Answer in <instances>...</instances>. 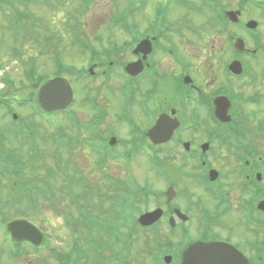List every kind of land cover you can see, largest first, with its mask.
I'll list each match as a JSON object with an SVG mask.
<instances>
[{
	"label": "flooded vegetation",
	"instance_id": "obj_1",
	"mask_svg": "<svg viewBox=\"0 0 264 264\" xmlns=\"http://www.w3.org/2000/svg\"><path fill=\"white\" fill-rule=\"evenodd\" d=\"M221 4L224 9H228ZM244 4L245 0H241V4L231 10H241ZM258 6L263 8L264 2L258 3ZM241 13L240 23L233 25L231 40L242 37L247 47L249 39L255 44L252 53L238 54L233 60L240 61L248 55L243 61V73L239 75L228 72L226 65L224 71L221 69L220 76L219 72L210 69L211 64L208 62L206 72L198 70L199 76L206 73L205 80L201 81L202 78L197 79L188 70L192 66L184 62L185 56H180L176 47L165 52L169 64L162 68L163 63L155 59L156 47L160 48L159 35L152 43L151 52L147 44L135 50L139 41L132 44L128 51L125 66L142 61L144 70L136 77L125 74L121 89L124 104L116 115V121L126 128L118 134L115 127L109 124V133L111 137H117L127 150L144 156L149 154L151 168L167 183L166 190L173 188L175 191L170 200L166 196L168 190L162 191L156 197V207L143 206L144 211L141 213L162 210L159 220L153 226L144 228L161 233L165 241L163 246L172 247L168 254L172 260L167 264H183L185 250L197 241L230 243L242 250L251 264H259L255 257L259 253L258 242H261L260 215L264 216V208L260 207V202L264 200V178L259 169L261 161L264 165V146L260 143L264 139V121H259L257 115L252 116L255 118L252 132L256 135L248 139L244 134L245 115L238 102L244 96L264 101V16L253 19L247 17L245 12ZM166 18L167 14L160 24ZM253 20L258 25L251 31L246 26ZM225 38L221 52L229 51ZM255 64L261 69L256 68ZM259 82L262 83L259 87L261 92H256ZM243 88L250 92H244ZM195 98L205 105L204 115H196L190 108ZM218 98L229 99L228 116L217 114L215 102ZM222 107L223 102L220 103V110ZM135 108L140 110L141 117L133 113ZM253 108L261 110L260 105ZM262 109L264 113V107ZM165 114L169 119L164 126L170 128L177 122L178 128L168 139L161 134L150 137V131ZM124 132L128 133V138L121 137ZM222 150L227 152L230 160L223 162L219 168L215 159ZM167 169H171L172 174ZM241 211L245 212V222L241 216L237 220L226 221L230 212L237 214ZM200 213L204 225L199 222L194 225L198 218L196 215ZM223 228L228 231V236L223 237L215 232ZM193 229L201 231L198 237L192 235ZM164 232L175 238L171 240L169 235L163 237Z\"/></svg>",
	"mask_w": 264,
	"mask_h": 264
},
{
	"label": "rangeland",
	"instance_id": "obj_2",
	"mask_svg": "<svg viewBox=\"0 0 264 264\" xmlns=\"http://www.w3.org/2000/svg\"><path fill=\"white\" fill-rule=\"evenodd\" d=\"M77 1L78 0H62V4H64L60 5L58 10L55 11L56 14L54 15L57 18L54 20L49 19L52 12H49V10L45 7V3L41 2L38 5H31V8L34 14L38 17H45L43 19L39 17L38 21L42 24L43 20L49 25V31H47V33H53L55 29L61 31L66 27L68 33L63 32L64 30L61 31L65 38L63 45L60 46V55L63 57L62 60L70 67L74 66L77 70H82L89 67L88 64L90 63V56L86 52H83L86 51L85 49L82 48L81 50L77 44L74 43L73 37L75 34L78 38L88 39L89 41L86 40L87 43L92 41L95 44L96 41L97 47L102 50L111 48V44H115V46L125 45L130 41L132 35H128L122 29H109L111 16L115 13L125 11L127 6H129V0H96L88 7V11L85 12L82 18L77 15ZM141 1L142 0H138L139 3ZM157 1L158 0H145L144 3L139 4L141 9L135 14V18H133L136 23L141 24V27H139V31L137 32L138 34L144 33L146 31L144 28H148V25H152L154 29L149 30V36L157 37V35H159L160 48L156 47L157 53L155 54V59L163 63L162 68L166 67V64H169L167 63V56L165 55V52L169 48L175 50L174 47H176L179 55L185 56L183 59L184 62L190 63L192 66L188 70L197 79L202 78L201 81L205 80L206 73L203 76H199L198 70L202 69L206 72V64L208 62L211 64L210 69L213 72H219L220 76H222L221 73L224 71L225 63L230 60L231 55L229 51L221 52L220 49L225 44V35L222 34L223 30L220 25H213L212 20L209 17L210 13L207 14L208 11H206V14H204L203 11H199L198 9H196L195 13L189 8L180 7L175 3L171 4L167 0ZM190 1L198 4V8H201L202 4H200V0ZM245 1L246 4L243 6L249 16L259 17L260 14H262L260 10L256 9L253 4L254 2L252 1L261 3L264 2V0ZM213 2L218 3V5L223 3L228 9H236L241 4V0H213ZM159 5H166L169 8L167 18L163 24H160V19H154L153 7ZM4 13L5 12L3 11L0 12V99L5 98V96H8L9 94H14L18 96V98H25L28 95V90L26 88L24 89L22 86L28 84L24 78L25 76L22 69L20 68L19 61L17 63L13 58L12 48L15 49L16 46L19 47L22 50V55L24 57V60L21 58L22 62L26 61L29 63L34 61L37 69H40L39 73L48 76H52L57 70V68L55 69V59L50 58L49 56V54H53V49L51 46H47V42H39L33 38H30L26 43L21 42V40H14L11 36L9 24L5 22V17H3ZM53 23L56 24L53 26ZM72 28H78V30H72ZM100 41L102 42L101 46L99 45ZM56 43L57 42L53 43V45ZM162 43L163 46L161 47ZM127 55L128 48L124 49L119 56H116L114 59H119V61L124 62L128 58ZM255 66L256 68L259 67L261 69L258 64H255ZM115 71L116 73H120L118 69ZM112 74L115 73L113 72L110 75ZM6 76L14 80L16 82V86L10 85L5 80ZM63 76L71 81L73 88L75 89L78 103L72 108L76 111L75 113L79 119L87 121L94 117L95 112L88 104L85 103L87 97H92L95 98V101L99 105L103 106L108 112L109 117L106 120V123L114 126L118 134L121 130L122 132L125 130L126 127L122 124H118L116 121V115L120 113L124 104V98L121 92V89L124 86L122 79H125L123 76L119 77L115 75L110 80L105 76L103 77L100 72H98L93 79L85 78L83 80H79L67 74ZM254 84L255 83H253L251 87H253ZM260 86H262L261 82H259L256 92H261V89H259ZM115 87H118V90ZM251 87H249V89ZM243 89L246 93L250 92L247 88ZM8 101L11 102V106H13L17 110V113L21 114L24 119H29L32 114L34 116L33 109H30L29 106L16 108L17 103L12 100L11 96H8ZM238 104H240L245 115L243 116L241 114L246 125L244 134L248 139L254 138L256 133L254 131L252 132V126L255 118L252 116L257 115V119L259 121L262 119L264 121V113L262 109V107H264V101L258 104L261 106V110L259 108H253L257 105H250L246 103L245 100L239 101ZM190 108H192L193 112H196V115L205 114V107L200 103V101L197 102L196 98L190 105ZM6 112L7 109L0 108V124L4 129L11 122V116H9ZM133 113L138 114L141 117L140 110L138 108H135ZM54 119L57 121V124L60 123L64 125L68 123L65 115L55 116ZM53 126L52 123L48 122L40 123V128L44 133H48L47 131L52 132ZM44 133L41 134L44 135ZM7 136L10 137L8 134ZM121 137L128 138L129 135L124 132L121 134ZM9 142H11L12 146L17 150L26 149L27 147V145L20 139L16 140L11 137V140L9 138ZM260 143L264 146V139L261 140ZM48 150L51 153L53 152L51 149ZM85 150L86 154H81L84 153ZM85 150L81 149V153H75L73 155H70L68 151L65 152L68 157L77 158L76 162L79 163L81 166L80 168L84 171V174H92L85 182L81 191L91 187L89 183L93 181L91 179L92 176L95 178L97 175H101L100 172H96L98 169H93L96 157L91 153L90 149L85 148ZM226 153L227 152L225 150L219 151V154L215 159L217 167L221 168L223 162L226 163L230 160V156L227 157ZM135 156L137 157H135L131 165L127 164L124 159H119L117 161L110 162L107 166V170L110 175L121 179H125L124 177L128 174V172H131V177L136 180L135 184L147 187L150 192L155 193V196L150 193L148 200V206L154 208L157 205L156 195L164 189L166 182L153 168H151L149 160L144 155ZM66 157L67 156L65 155V158ZM97 182L104 183V180L99 178ZM188 186L195 190V187L192 184H189ZM99 187L101 188L102 186ZM106 187H109V185ZM73 188L71 190H73ZM80 188L81 186L77 187V191L80 192ZM101 190L102 192H106L105 189ZM5 192H8V189L5 190ZM6 198L8 197L4 196L0 198V200L5 202L7 200ZM84 198L85 196H83V199L81 197L82 201H84ZM12 200V204L19 207L17 199ZM75 201V199L68 198L67 195V197L64 196V201L60 206L66 207L69 205L73 209V204H76ZM10 205L11 204L9 203V206ZM49 205H51L50 202H48V207L43 208L44 212H42V215H38V217H36L33 213H30V218L38 223L41 228L46 229L49 239L48 245L38 251H35L32 247L27 245L17 248L11 242L4 230L0 228V264H58L62 254L70 252L71 247L75 244L73 243L69 232L62 227L63 220L58 218L53 213V206ZM94 205L96 206V211L101 214L99 216L101 219L107 220V218L102 215H106L112 219V205L108 202L104 205H97L96 203H94ZM0 208L1 213L12 211L9 215H13L14 217L16 212L23 211L21 208H17L16 211L10 209L9 207H5V210H3L2 206H0ZM140 210H144V207H141ZM237 214H235V212H230L226 216V221H234L239 219V216H241L240 218H242V221L245 222V212L241 211ZM73 216L77 219L78 213ZM196 216H198V218L194 225H197L198 222L199 224L204 225L202 213H200V215L197 214ZM260 216L262 218V215ZM233 224L234 222L231 223L232 226ZM261 226L264 227V224ZM122 230L126 231V228H122ZM245 231L247 232L246 229ZM200 232L201 231H195L193 229L191 233L194 237H198ZM215 232L219 233L223 237L229 235L225 228ZM97 236H99V234H97ZM149 236L150 235L148 233H141L139 236L135 237L130 249H124L121 244L116 246L114 245V252L119 253L120 256L122 253V257H127L128 261L132 264H151L152 258L147 254V249H149V247L146 244ZM165 236L170 237L171 240L175 238L169 233L164 232L163 237ZM244 237L246 238L245 235ZM82 246L85 249L86 245L82 244ZM90 248L91 246L88 244L87 250L90 251ZM91 254H93L94 257H100V254L95 252H91ZM108 254L109 253L107 251L102 252V255L107 256ZM110 258L113 257L110 255ZM123 260L124 259H122V261ZM115 263L118 264V262ZM120 264L124 263L120 261Z\"/></svg>",
	"mask_w": 264,
	"mask_h": 264
},
{
	"label": "trees",
	"instance_id": "obj_3",
	"mask_svg": "<svg viewBox=\"0 0 264 264\" xmlns=\"http://www.w3.org/2000/svg\"><path fill=\"white\" fill-rule=\"evenodd\" d=\"M5 1V0H4ZM8 3H12L13 0H6ZM96 0H78L76 5L77 15L82 18L86 11H88V7L95 2ZM41 2L45 3V7L51 11V17L49 19L54 20L57 18L54 14H56V10H58V7L62 4V0H17L18 6L12 5V8L5 9V21L9 24V29L11 31V36L14 40H22L24 43H26L30 38H33L39 42H47V46L53 45V43L64 40L63 38L65 36L62 35V32H67L66 27L63 30H57L55 29L53 33H47L49 31V25L42 20V24L38 21L39 17L41 19L45 18L44 16H37L32 11L31 5H38ZM5 8V7H4ZM3 8V9H4ZM2 9V10H3ZM46 20V19H45ZM116 20V19H115ZM116 21H119L120 24H124V19H117ZM56 23H53V26ZM121 26V25H120ZM48 28V29H46ZM77 29L78 28H72ZM45 30V31H44ZM57 32V33H56ZM68 33V32H67ZM60 38V39H58ZM12 50L16 52H21L22 50L19 47H15V49L12 48ZM22 59L24 60V57L22 56ZM26 64V61H25ZM12 79L8 78V83H11ZM32 135H30L28 138L30 139ZM0 138L3 140L5 139L4 133L0 135ZM9 139V138H8ZM11 140V139H10ZM5 144V143H4ZM3 143H0V150H3V152L0 154V162L7 164L5 167L0 169V178L5 179L8 181H12L15 177L27 176L28 171L24 168L23 165H18V163L23 162L21 157H18L14 151L10 148L5 149V145ZM23 150V149H21ZM15 162L14 165H16L17 172L15 174L13 173V168L8 166L12 162ZM40 168V167H39ZM39 168L29 169L30 171H33L34 178H38L42 184H38V187H32L27 184H23L21 186L18 185L15 186L13 184L8 185V192L0 191V198L6 196L7 200L1 202V206L3 210H5V207H9L12 210H17V208H21L22 212H16V217H24L28 216L31 217V215L28 212L34 213L36 216L42 214L44 212L43 208L48 207V202L51 203L49 206H53V210L58 215V217L62 216L63 214L60 213V205L63 203V197H64V191L69 186L70 183V177L69 175L63 171L62 162L57 163L56 166L53 167H41ZM69 182V183H68ZM59 183L64 184L62 187L61 185H58ZM68 183V184H67ZM24 191V194H21V192ZM21 194V195H20ZM19 197L17 203L19 204V207L17 205L12 204V199H17ZM9 203L11 204L9 206ZM53 203V204H52ZM86 210H88L87 207H85ZM12 212V211H11ZM69 214V213H65ZM6 216L8 215H5ZM64 216V215H63ZM68 216H64L65 222L67 223ZM70 220V219H69ZM86 223L92 224L93 221L88 218H84ZM72 221V220H71ZM73 222V221H72ZM67 226L71 229L72 235L78 236L79 235V229L80 225L76 224V220L74 221V224H67ZM79 237H76V240H78Z\"/></svg>",
	"mask_w": 264,
	"mask_h": 264
},
{
	"label": "water",
	"instance_id": "obj_4",
	"mask_svg": "<svg viewBox=\"0 0 264 264\" xmlns=\"http://www.w3.org/2000/svg\"><path fill=\"white\" fill-rule=\"evenodd\" d=\"M73 100L70 84L64 79H55L46 83L39 91L38 102L48 112L63 110ZM153 214H150L152 216ZM147 217V216H146ZM5 229L14 240L29 241L40 245L44 235L26 220H17L6 224ZM189 264H247L242 256L233 250V254L222 244H198L188 252Z\"/></svg>",
	"mask_w": 264,
	"mask_h": 264
}]
</instances>
